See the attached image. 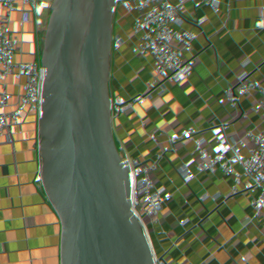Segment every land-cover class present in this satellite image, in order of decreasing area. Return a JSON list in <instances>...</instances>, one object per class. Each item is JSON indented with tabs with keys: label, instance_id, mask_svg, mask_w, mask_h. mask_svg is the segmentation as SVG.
<instances>
[{
	"label": "built area",
	"instance_id": "built-area-1",
	"mask_svg": "<svg viewBox=\"0 0 264 264\" xmlns=\"http://www.w3.org/2000/svg\"><path fill=\"white\" fill-rule=\"evenodd\" d=\"M57 1L0 0V4H7L5 9L0 7L3 20L0 23V73L7 72L6 79L0 78V82L4 81L6 86L20 82L15 75H19L21 69L14 48L6 45L7 39L20 25L32 36L49 18V11L54 10ZM214 9L213 0H103L87 62L83 98L76 113L80 126L72 132L71 146L89 147V163L85 169L90 171L86 180L93 187L109 190L111 209L106 213V221L117 216L118 211L140 215L152 201L150 174L155 164L139 157L144 134L147 133L151 140L167 137L172 143L177 141L172 114L181 98L160 94L163 82L152 76V66L136 63L134 73L129 66L132 54L160 39L171 46L179 41L180 57L189 54L193 60L189 87L193 88L199 80L196 73L203 65L207 78L226 80L229 90L220 91L223 101L214 98V116L204 115L196 123L201 130L223 129L239 146L241 173L233 175L231 181L239 180L245 187L259 190L256 211L264 220V79L252 83L245 73L234 67L233 58L225 54L227 44L213 33ZM226 15L231 17L230 12ZM251 22L254 31L248 40L264 49V1L253 10ZM134 32L145 36L135 40ZM162 55L161 51L158 56ZM95 93V104V99L92 103L85 100L87 94L93 98ZM132 116L140 119V126L133 124ZM192 122L193 112H185L181 123ZM82 172L81 168L70 167V179L76 180ZM1 206L0 199V214ZM205 225L213 227L208 241L228 250L229 261L205 258L203 264L264 262V236L252 245L249 253L238 255L233 248L237 230L231 223V216L220 214L205 202L194 208L192 216L186 215L181 220L175 234L193 241L198 229ZM104 227L99 224L87 230L69 229L70 246L100 233ZM189 250L172 253L167 257L168 263L186 264ZM235 256L237 258L232 259ZM130 264L160 262L145 257Z\"/></svg>",
	"mask_w": 264,
	"mask_h": 264
},
{
	"label": "crops",
	"instance_id": "crops-1",
	"mask_svg": "<svg viewBox=\"0 0 264 264\" xmlns=\"http://www.w3.org/2000/svg\"><path fill=\"white\" fill-rule=\"evenodd\" d=\"M263 1L213 0V33L227 44L225 54L233 58L234 67L245 73L252 83L264 79V49L253 40H248L249 34L254 31L252 12ZM0 7L5 9L7 4L1 3ZM228 12L231 17L226 15ZM46 27L47 18L32 36L21 25L10 34L6 45L14 48V56L21 68L22 63L33 60L35 50L37 52L40 49L43 36L47 35ZM133 36L139 40L145 34L134 32ZM180 49L179 41L171 46L160 39L150 47L132 54L129 64L133 73L136 63L145 62L152 66V76L161 78L163 82L160 94L178 95L181 98L176 112L172 114L177 141L172 143L167 137L151 140L145 133L140 145L139 157L155 164L150 174L152 201L144 213L137 215L118 211L117 216L106 221V213L111 209L109 190L106 187H93L86 180L90 171L85 169L89 163V147L79 144L71 146L70 166L81 168L83 172L76 180H69L67 226L69 229L80 227L87 230L95 225H105L100 233L70 246L71 264H130L145 257L154 258L160 264H169L168 256L186 248L190 249L186 264H203L205 258L229 261L228 250L208 241L212 226L200 227L193 241L186 237L181 239L175 234L181 220L186 215L192 216L194 208L201 202L220 214L231 216V223L237 230L233 248L238 251V255L249 253L252 245L264 236V220L258 217L256 211L259 190L249 189L239 180L231 181L233 175L241 173L239 146L232 142L223 129L201 130L196 123L204 115L214 116V98L223 101L220 91L229 90L227 82L223 77L217 81L207 78L206 66L203 65L196 73L199 80L193 88L189 87L193 60L189 54L180 57ZM161 51L163 55L159 57ZM26 67L29 69L28 65ZM6 76V71L0 73V78L6 79ZM23 83L28 84L27 79ZM4 87L6 85L1 81L0 101ZM15 90L19 94L18 103L14 112H7L10 123L4 125L0 122L2 134H5L3 130L8 131L11 127L12 118L24 98L25 89ZM96 95L92 98L87 94L85 100L92 103L95 99V104ZM190 110L193 112V122L184 125L181 123L183 114ZM4 111L3 103L0 119L6 113ZM131 120L135 126L141 125L137 116H132Z\"/></svg>",
	"mask_w": 264,
	"mask_h": 264
},
{
	"label": "water",
	"instance_id": "water-1",
	"mask_svg": "<svg viewBox=\"0 0 264 264\" xmlns=\"http://www.w3.org/2000/svg\"><path fill=\"white\" fill-rule=\"evenodd\" d=\"M103 0H58L0 173V264H71L72 132Z\"/></svg>",
	"mask_w": 264,
	"mask_h": 264
},
{
	"label": "rangeland",
	"instance_id": "rangeland-1",
	"mask_svg": "<svg viewBox=\"0 0 264 264\" xmlns=\"http://www.w3.org/2000/svg\"><path fill=\"white\" fill-rule=\"evenodd\" d=\"M53 12H54V10H52V9L49 11V18H47V27H46V30H47V31H45L46 33H48V30H49V27H50V23H51V20H52V16H53ZM46 37H47V35H46V36H43V39H42L41 44H40V49H38L37 52H36V50H35V54L33 53V54H34V55H33V60L30 59L31 61H30V62H26V64H25V61H24V62L22 63V68H26V69H28V68L26 67V65H28V67H29L28 70H32V71H34V70L36 69L37 64H38V60H39V57H40V54H41V51H42V48H43L44 43H45V40H46ZM28 63H29V64H28ZM15 77H16V79L19 80L20 82H18V81H17V82H13V83H11L10 85L4 87V88H3V93H2V98H1V101H0V109H1L3 103L5 102L6 95H7V93H8L11 89H14V90H15V89H18V88L25 89V94H24L23 101H22V103H21V105H20V107H19V110L17 111V113H16V114L13 116V118H12L13 122H12L11 127L13 126V124H14V122H15V120H16V117H17L18 114L21 112L22 107H23V104H24V101H25V99H26V97H27V94H28V91H29V86H28V84H24V83H23V81H26V79H25L24 77L20 76V74H19V75L16 74ZM27 82L29 83L30 81L27 79ZM96 88H97V87H96ZM11 127L9 128L8 131H4V130L2 131L3 133H5L6 138L2 139V142L0 143V173H1V168H2V163H3V158H4L5 150H6V147H7V144H8L7 136H8V133H9ZM0 129H2V128H0Z\"/></svg>",
	"mask_w": 264,
	"mask_h": 264
},
{
	"label": "bare ground",
	"instance_id": "bare-ground-1",
	"mask_svg": "<svg viewBox=\"0 0 264 264\" xmlns=\"http://www.w3.org/2000/svg\"><path fill=\"white\" fill-rule=\"evenodd\" d=\"M19 94L16 92V90L11 89L5 98L4 102V114L1 115L0 122L4 125H8L10 123V116L7 114V112H14L17 103H18ZM4 137V134L0 133V140Z\"/></svg>",
	"mask_w": 264,
	"mask_h": 264
}]
</instances>
